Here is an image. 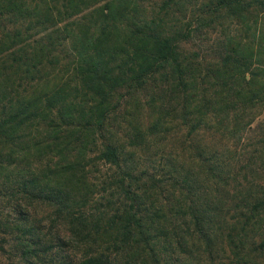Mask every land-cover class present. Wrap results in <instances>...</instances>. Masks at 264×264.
<instances>
[{
  "label": "trees",
  "instance_id": "1",
  "mask_svg": "<svg viewBox=\"0 0 264 264\" xmlns=\"http://www.w3.org/2000/svg\"><path fill=\"white\" fill-rule=\"evenodd\" d=\"M263 110L264 0H0V264L264 255Z\"/></svg>",
  "mask_w": 264,
  "mask_h": 264
},
{
  "label": "rangeland",
  "instance_id": "2",
  "mask_svg": "<svg viewBox=\"0 0 264 264\" xmlns=\"http://www.w3.org/2000/svg\"><path fill=\"white\" fill-rule=\"evenodd\" d=\"M36 7L33 10H36V9L42 10L41 8L43 7V4H39V6H36ZM258 114H261V115H258L259 116L258 120L260 121L262 118V115H264V110L261 113L258 112ZM145 122L146 121H144V119H141L140 121L142 125H144ZM258 122L257 123L255 122V124H253L251 128V132H254L255 130H257ZM173 132H174V129H172L168 133L167 138H171V139L167 140L166 142H168L169 144H177L180 138L182 139L189 138V140L186 143H184L183 146L181 143H179V146H177L178 148L177 152H178L179 158L185 160L186 162L188 160H191V158L193 159V156H194L193 150L195 149V144L198 142L199 135H196L194 132L191 134H188V129L183 126H181L177 130V133H175V135H173ZM216 137L218 140L224 143L227 140L226 138H224L225 136L222 138H218V135H216ZM202 138H210V136L208 133H206L203 135ZM228 139L230 140L229 143H234V141L239 142L238 144L234 145L237 147V151L235 153H230L231 155H235V157L239 158V157H242L241 153H243V150L245 149L244 143L245 142L248 143L249 141L255 140L257 138H239V139L228 138ZM263 154H264V151H263ZM239 163H241V160L238 162V164ZM237 178L243 179L242 176H238ZM258 178L261 180L260 175H258ZM251 180H254V179H251ZM207 184H210V179L208 180ZM210 190L212 191V189ZM212 194L217 196L216 198H214L215 203H217V205L223 201V198L219 194H215V193H212ZM260 215L261 217H264V209H262V212ZM208 228L210 232V225L208 226ZM197 242H199V245L196 248H194L192 254H191V250L189 251L188 254H186L184 258V261L186 264H239L236 257L232 254L233 247L231 243L227 241H223L224 243H222L221 241H219L218 238L215 237L212 249L210 250L209 243H205L204 241H201V240ZM245 255L247 258V264H264L263 254H259L257 252H253L249 250V251H246Z\"/></svg>",
  "mask_w": 264,
  "mask_h": 264
}]
</instances>
